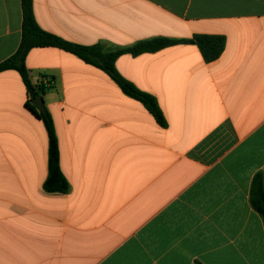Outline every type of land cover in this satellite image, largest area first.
Segmentation results:
<instances>
[{
	"label": "crops",
	"instance_id": "crops-1",
	"mask_svg": "<svg viewBox=\"0 0 264 264\" xmlns=\"http://www.w3.org/2000/svg\"><path fill=\"white\" fill-rule=\"evenodd\" d=\"M33 7L44 31L79 45L196 34L227 44L212 63L192 44L117 59L119 73L157 99L165 127L105 71L57 47L32 49L31 82L52 79L42 97L67 193L45 190L46 126L26 105L21 74L1 72L0 264H105L120 250L106 264H264V222L250 202L264 174V0ZM22 24V1L0 0V64L17 52Z\"/></svg>",
	"mask_w": 264,
	"mask_h": 264
},
{
	"label": "trees",
	"instance_id": "trees-1",
	"mask_svg": "<svg viewBox=\"0 0 264 264\" xmlns=\"http://www.w3.org/2000/svg\"><path fill=\"white\" fill-rule=\"evenodd\" d=\"M21 1L23 11L22 41L17 52L0 64V73L16 70L21 74L28 92L26 105L46 126L49 135V176L44 188L48 193H67L70 185L61 171L59 141L52 116L47 109L45 112H40L32 104L33 100L44 96L46 91L52 87V84L47 86L39 82L34 85L31 82L26 59L32 49L57 47L76 55L87 64L105 71L118 84L124 94L143 103L157 122L165 127V117L157 99L153 95L141 91L131 81L123 77L116 68L117 59L125 54L138 56L144 53L158 52L178 44H192L199 48L206 63H212L222 56L227 44L226 37L222 35L196 34L190 39L158 37L116 50L108 49L103 44L79 45L44 31L35 18L33 0ZM250 202L264 222V174L262 172L257 173L253 179Z\"/></svg>",
	"mask_w": 264,
	"mask_h": 264
},
{
	"label": "water",
	"instance_id": "water-1",
	"mask_svg": "<svg viewBox=\"0 0 264 264\" xmlns=\"http://www.w3.org/2000/svg\"><path fill=\"white\" fill-rule=\"evenodd\" d=\"M32 104L40 111V112H45L46 107L44 103V99L42 96L36 98L35 100L32 101Z\"/></svg>",
	"mask_w": 264,
	"mask_h": 264
},
{
	"label": "rangeland",
	"instance_id": "rangeland-1",
	"mask_svg": "<svg viewBox=\"0 0 264 264\" xmlns=\"http://www.w3.org/2000/svg\"><path fill=\"white\" fill-rule=\"evenodd\" d=\"M142 224H136L134 226L131 227V233L134 232V230H136L139 226H141ZM142 233V229H141V232ZM133 239H131V242H132ZM108 251V250H107ZM107 251L104 252V254L106 253L107 254ZM121 253V250L116 252V253H112L106 260V263L110 262L111 260H113L116 256H118V254ZM105 263V264H106Z\"/></svg>",
	"mask_w": 264,
	"mask_h": 264
},
{
	"label": "built area",
	"instance_id": "built-area-1",
	"mask_svg": "<svg viewBox=\"0 0 264 264\" xmlns=\"http://www.w3.org/2000/svg\"><path fill=\"white\" fill-rule=\"evenodd\" d=\"M42 83L47 85V86H50L52 84V80H51V78L46 77V78L42 79Z\"/></svg>",
	"mask_w": 264,
	"mask_h": 264
}]
</instances>
